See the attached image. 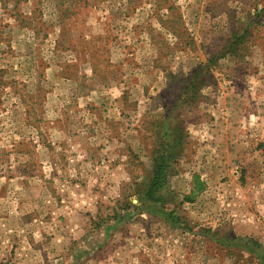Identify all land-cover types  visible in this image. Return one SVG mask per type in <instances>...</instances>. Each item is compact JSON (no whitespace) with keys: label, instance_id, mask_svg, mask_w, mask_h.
<instances>
[{"label":"rangeland","instance_id":"rangeland-1","mask_svg":"<svg viewBox=\"0 0 264 264\" xmlns=\"http://www.w3.org/2000/svg\"><path fill=\"white\" fill-rule=\"evenodd\" d=\"M0 264H264V0H0Z\"/></svg>","mask_w":264,"mask_h":264},{"label":"trees","instance_id":"trees-1","mask_svg":"<svg viewBox=\"0 0 264 264\" xmlns=\"http://www.w3.org/2000/svg\"><path fill=\"white\" fill-rule=\"evenodd\" d=\"M194 85L193 81L191 83ZM172 158V154H162L160 160L158 162L157 167L153 170V176L147 187L146 196L151 201L162 202L164 200V195L162 194L161 190L164 189L167 183V176H168V160Z\"/></svg>","mask_w":264,"mask_h":264}]
</instances>
